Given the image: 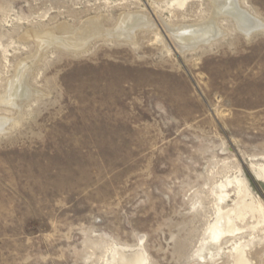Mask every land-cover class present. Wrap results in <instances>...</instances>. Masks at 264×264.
I'll return each instance as SVG.
<instances>
[{
  "label": "rangeland",
  "instance_id": "rangeland-1",
  "mask_svg": "<svg viewBox=\"0 0 264 264\" xmlns=\"http://www.w3.org/2000/svg\"><path fill=\"white\" fill-rule=\"evenodd\" d=\"M238 3L264 25V0ZM141 13L155 27L115 31ZM211 16L209 0H0V98L31 58L38 91L0 103V264H264V211L216 235L241 180L264 209V28L221 16L180 51L168 29ZM94 19L106 35L86 48L35 40Z\"/></svg>",
  "mask_w": 264,
  "mask_h": 264
},
{
  "label": "bare ground",
  "instance_id": "bare-ground-1",
  "mask_svg": "<svg viewBox=\"0 0 264 264\" xmlns=\"http://www.w3.org/2000/svg\"><path fill=\"white\" fill-rule=\"evenodd\" d=\"M161 1H168L172 3L173 7L177 5L179 8H183L192 0H177L175 2H173V0ZM209 1L212 9V16L209 20H206L201 24L198 23L197 25H179V27L172 29L166 26L169 28L168 30L171 38L180 51H183L184 49H195L200 44L209 43L220 36L223 31H220L217 21L221 16L234 19L238 28L246 34H250L258 28H264V25L259 20L241 9L238 0ZM119 21L120 25L115 31H117L118 34H121L120 36L125 35V37L130 36L134 31V28L155 27L154 22L149 17L148 13H141L140 15L124 14ZM101 35H106V31L102 27L101 21L94 19L87 21L79 30H74L67 25L61 24L56 31L41 35L37 34V39L35 40H37L40 47H44L46 43H52L67 49H76L77 47L83 49L86 48L92 38ZM32 62L33 59L31 58V60L27 59L20 64L19 69L15 71L16 74L14 79H12L7 85L6 93L0 98V103L9 105L16 110L21 111L23 104L36 95L38 91L35 93L31 90L26 81L28 73L33 65ZM6 121L0 120V131L4 130ZM256 175L258 179L264 182V166L257 170ZM240 185L243 187V191L242 194L239 195L238 201L234 207L220 213L216 224L217 237L239 232L241 228L238 227V224L244 223L249 218L256 219L257 221L259 220L255 227H260L261 214L264 209L261 204H256L254 200L255 197H251L250 201L247 199L249 194L244 180L240 181ZM219 221H222L223 226L220 225ZM245 252L244 249L237 250L235 264H249ZM116 261L121 264H143L144 260L141 253H136L127 258L119 251Z\"/></svg>",
  "mask_w": 264,
  "mask_h": 264
}]
</instances>
